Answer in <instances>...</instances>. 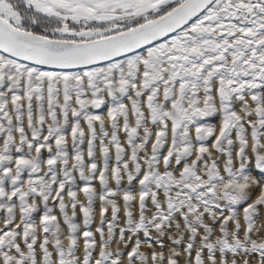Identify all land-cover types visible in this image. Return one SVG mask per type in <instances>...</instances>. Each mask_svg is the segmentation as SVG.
Returning <instances> with one entry per match:
<instances>
[{
    "label": "snow or ice",
    "instance_id": "6c2138e0",
    "mask_svg": "<svg viewBox=\"0 0 264 264\" xmlns=\"http://www.w3.org/2000/svg\"><path fill=\"white\" fill-rule=\"evenodd\" d=\"M262 209L264 0H0V264H264Z\"/></svg>",
    "mask_w": 264,
    "mask_h": 264
},
{
    "label": "bare ground",
    "instance_id": "6f19581e",
    "mask_svg": "<svg viewBox=\"0 0 264 264\" xmlns=\"http://www.w3.org/2000/svg\"><path fill=\"white\" fill-rule=\"evenodd\" d=\"M25 126H26V121H25ZM121 137H122V139H123V133H121ZM84 147H85V149H86V145H85ZM97 186H98V184H97ZM252 192H253V196L255 197V195H258V193H259V189H258V188H254V189L252 190ZM65 198L67 199V197H65ZM80 199H83V196H82V195L80 196ZM97 204H98V202H97ZM96 216H97V222H98V208H97ZM258 223H259V221H258Z\"/></svg>",
    "mask_w": 264,
    "mask_h": 264
},
{
    "label": "rangeland",
    "instance_id": "374dc122",
    "mask_svg": "<svg viewBox=\"0 0 264 264\" xmlns=\"http://www.w3.org/2000/svg\"><path fill=\"white\" fill-rule=\"evenodd\" d=\"M214 123H218V120L217 121H213ZM262 211H264V209H262Z\"/></svg>",
    "mask_w": 264,
    "mask_h": 264
}]
</instances>
